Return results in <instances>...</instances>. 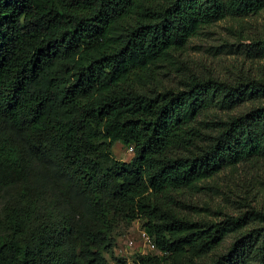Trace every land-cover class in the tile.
I'll list each match as a JSON object with an SVG mask.
<instances>
[{"label": "trees", "instance_id": "obj_1", "mask_svg": "<svg viewBox=\"0 0 264 264\" xmlns=\"http://www.w3.org/2000/svg\"><path fill=\"white\" fill-rule=\"evenodd\" d=\"M263 10L0 0V264H108L116 230L137 219L158 254L134 264H264V209L204 221L179 208L199 183L264 158V74L157 79L200 30ZM246 47L264 63V34Z\"/></svg>", "mask_w": 264, "mask_h": 264}, {"label": "rangeland", "instance_id": "obj_2", "mask_svg": "<svg viewBox=\"0 0 264 264\" xmlns=\"http://www.w3.org/2000/svg\"><path fill=\"white\" fill-rule=\"evenodd\" d=\"M263 34L264 10L252 17L226 18L206 27L188 41L173 67L159 73V85L178 87L181 79L192 73L224 80H233L238 74L263 76L264 63L251 59L246 47L250 38ZM217 115L223 116V113L215 110L207 118ZM112 153L115 159L126 162L132 156L130 149L120 143L113 146ZM250 205L257 210L264 209V158L226 168L199 183L181 196L179 208L194 219L221 221L227 216L242 214ZM143 225V220L137 219L116 230V245L112 253L105 255L108 264H121L119 261L134 264L136 253L158 254L155 246L147 245L146 238L154 242ZM232 240L233 235L228 236L223 248Z\"/></svg>", "mask_w": 264, "mask_h": 264}, {"label": "built area", "instance_id": "obj_3", "mask_svg": "<svg viewBox=\"0 0 264 264\" xmlns=\"http://www.w3.org/2000/svg\"><path fill=\"white\" fill-rule=\"evenodd\" d=\"M146 243L149 247L154 248V244L150 243V240L146 238Z\"/></svg>", "mask_w": 264, "mask_h": 264}]
</instances>
